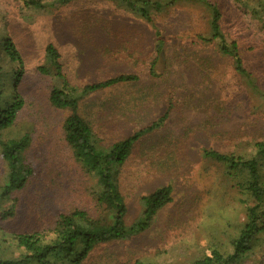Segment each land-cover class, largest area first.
<instances>
[{
    "label": "rangeland",
    "instance_id": "rangeland-1",
    "mask_svg": "<svg viewBox=\"0 0 264 264\" xmlns=\"http://www.w3.org/2000/svg\"><path fill=\"white\" fill-rule=\"evenodd\" d=\"M215 1L221 7L228 37L238 42L245 65L264 87V33L248 28L231 0ZM204 23L205 18L189 6L156 17L165 40V62L157 66V76L148 77L145 64L150 53L127 51L130 46L151 45L154 28L114 4L73 0L38 9L16 0H0V36L10 37L24 59L19 91L25 108L15 130L31 132L27 157L35 168L27 186L14 193V215L0 226L24 232L51 224L61 212L85 209L95 213L90 195L94 179L75 161L61 136L67 111L48 103L51 80L36 72L44 63L45 45L51 42L78 90L119 73L139 74L137 82L92 92L81 101L80 115L103 144L150 125L168 103L172 105L163 124L133 147L120 173L127 225L141 214V195L169 184L171 201L145 231L98 245L82 264H133L136 260L189 264L210 245L229 249L243 219L242 207L230 181L217 168L206 165L201 149L237 151V135L264 137V119L251 112L249 94L234 75L231 60L211 46L190 45ZM225 105L231 108L220 114L218 108ZM232 137L234 140L225 141ZM5 174L0 157V185ZM257 244L251 261L242 264H264V234Z\"/></svg>",
    "mask_w": 264,
    "mask_h": 264
},
{
    "label": "trees",
    "instance_id": "trees-1",
    "mask_svg": "<svg viewBox=\"0 0 264 264\" xmlns=\"http://www.w3.org/2000/svg\"><path fill=\"white\" fill-rule=\"evenodd\" d=\"M27 7L45 9L68 4L73 0H16ZM125 13L154 28V40L147 46L129 47L128 53L148 51L146 76H157V66L165 62V40L156 24V17L166 16L180 6L194 8L205 18L200 31L191 37V46H211L218 55L231 60V69L247 91L251 112L264 119V87L244 63L238 42L229 38L224 26L221 7L215 0H104ZM242 13L246 26L264 33V0H231ZM248 2V3H247ZM136 52V51H135ZM36 72L51 82L47 93L48 103L56 110L67 111L61 123V136L75 161L94 179L90 195L95 213L73 209L58 213L51 224L29 231H11L0 226V264H82L95 247L118 240H127L145 231L157 212L171 201L172 187L161 185L141 195L143 205L140 216L132 224L125 223L126 198L120 188L121 167L133 147L146 133L160 127L171 109L167 104L164 113L150 125L134 130L105 145L93 126L79 113L81 101L90 93L126 86L137 82V73H119L101 81L80 87L68 79L61 55L56 46L48 42L44 48V63ZM24 75V59L10 37L0 36V157L6 168L0 185V223L14 215L17 198L14 193L27 186L34 174V165L27 157L31 144L30 131L15 130L25 99L19 91ZM229 106V107H228ZM220 106L218 112L230 105ZM230 112V111H229ZM228 112V113H229ZM249 112L251 115L252 113ZM207 122V121H206ZM241 133V132H240ZM235 137V136H234ZM234 137L225 139L226 142ZM237 151L202 148L201 156L208 166H214L228 179L238 194L243 219L237 233L229 241V249L209 246L189 264H242L255 252L264 234V137L249 133L237 135ZM251 149L250 151H246ZM254 264H259L254 261ZM133 264H151L136 260Z\"/></svg>",
    "mask_w": 264,
    "mask_h": 264
}]
</instances>
